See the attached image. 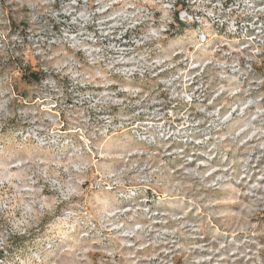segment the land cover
I'll list each match as a JSON object with an SVG mask.
<instances>
[{"label": "rangeland", "instance_id": "374dc122", "mask_svg": "<svg viewBox=\"0 0 264 264\" xmlns=\"http://www.w3.org/2000/svg\"><path fill=\"white\" fill-rule=\"evenodd\" d=\"M0 256L264 264V0H0Z\"/></svg>", "mask_w": 264, "mask_h": 264}, {"label": "trees", "instance_id": "16d2710c", "mask_svg": "<svg viewBox=\"0 0 264 264\" xmlns=\"http://www.w3.org/2000/svg\"><path fill=\"white\" fill-rule=\"evenodd\" d=\"M173 24H174V27L177 26L179 33H182L186 28V24L179 19L178 15H176ZM166 33H170V29L168 31H166ZM41 78H42V76L40 73L31 72L30 74H28V78H25V79H27L29 82L38 83L41 81ZM1 257L2 256H0V259H1Z\"/></svg>", "mask_w": 264, "mask_h": 264}]
</instances>
